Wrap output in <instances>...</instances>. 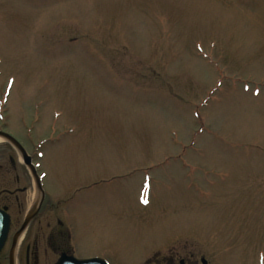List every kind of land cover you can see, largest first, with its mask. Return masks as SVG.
<instances>
[{"label": "rangeland", "instance_id": "1", "mask_svg": "<svg viewBox=\"0 0 264 264\" xmlns=\"http://www.w3.org/2000/svg\"><path fill=\"white\" fill-rule=\"evenodd\" d=\"M0 71L43 114L46 205L105 178L73 207L88 249L199 226L264 264V0H0Z\"/></svg>", "mask_w": 264, "mask_h": 264}, {"label": "flooded vegetation", "instance_id": "2", "mask_svg": "<svg viewBox=\"0 0 264 264\" xmlns=\"http://www.w3.org/2000/svg\"><path fill=\"white\" fill-rule=\"evenodd\" d=\"M13 84L11 75L0 78V133L10 136L0 135L3 147L10 148V151L7 148L0 150V210L10 219L8 238L0 257L8 244L10 253L16 233L31 214L15 248L18 264H72L73 258L93 260L90 264H231L227 254L234 251L237 242L209 236L199 226L155 236L137 249H134L135 243H127L118 237L113 242L98 241L99 247L88 249L87 243L83 242L84 230L73 221V207L79 202L88 205L90 199L87 197L84 202L80 200L83 191L104 182L105 178L80 183V187L69 190L67 198L59 196L56 202L46 205L50 190L46 186L47 172L43 164L45 140L35 143L32 134L35 127L43 123V114L33 113V101L28 118L23 112L15 118L9 97ZM40 103L43 106L42 99ZM119 172H111L107 181L120 178L123 174ZM34 227L37 229L31 234Z\"/></svg>", "mask_w": 264, "mask_h": 264}, {"label": "water", "instance_id": "3", "mask_svg": "<svg viewBox=\"0 0 264 264\" xmlns=\"http://www.w3.org/2000/svg\"><path fill=\"white\" fill-rule=\"evenodd\" d=\"M3 135L5 137H10L8 134L5 133H0V135ZM11 139H13L11 137ZM16 141V140H15ZM19 149H21V151L23 152V155L25 154L24 150L22 149V147L20 146V144L16 141L15 142ZM31 219V214L26 218V220L24 221L22 227L20 228V230L16 233L15 238L13 239V246L12 249L10 251L9 254V264H16V259H15V248L17 246L18 240L20 235L24 232V230L26 229L29 221ZM9 224H10V219H9V215L5 212L0 210V251L2 250V248L4 247L7 238H8V233H9ZM93 260H87V259H72V264H90Z\"/></svg>", "mask_w": 264, "mask_h": 264}]
</instances>
